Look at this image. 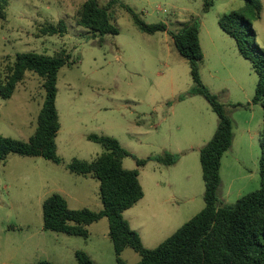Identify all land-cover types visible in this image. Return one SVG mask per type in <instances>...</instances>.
<instances>
[{"label": "rangeland", "instance_id": "rangeland-1", "mask_svg": "<svg viewBox=\"0 0 264 264\" xmlns=\"http://www.w3.org/2000/svg\"><path fill=\"white\" fill-rule=\"evenodd\" d=\"M85 1L9 0L0 18L2 71L19 53L71 55V65L60 70L57 83L61 162L18 154L0 162V264H78L77 251L96 264H117L106 218L88 226V237L43 228V202L54 193L71 210L103 208L99 180L68 169L74 159L93 161L104 152L89 135L112 137L133 155L123 160V167L139 170L144 197L123 216L144 247H158L205 207L199 151L213 138L219 119L205 98L187 95L194 86L190 66L171 36L192 18L200 25L201 80L234 124L233 145L221 161L218 206L234 204L260 188L263 108L253 103L258 76L219 26L220 18L243 7L245 0H115L109 12L118 34L104 36L75 23ZM99 1L107 7L114 0ZM261 2L262 17L253 28L254 41L264 50ZM126 7L147 24L166 23L168 31L142 32ZM61 19L67 25L65 35L40 34L42 27ZM42 83L28 71L10 99L0 96V135L27 141L35 133L44 101ZM165 152L178 155V162L166 166L151 160L137 167L136 159ZM121 259L136 264L141 256L127 248Z\"/></svg>", "mask_w": 264, "mask_h": 264}, {"label": "trees", "instance_id": "trees-1", "mask_svg": "<svg viewBox=\"0 0 264 264\" xmlns=\"http://www.w3.org/2000/svg\"><path fill=\"white\" fill-rule=\"evenodd\" d=\"M114 1L107 7L99 0H86L77 9L75 23L100 36L118 34L109 12ZM9 0H0V18L5 17ZM208 7V5H207ZM137 27L144 33L167 32L164 22L147 24L134 12ZM207 9V8H206ZM263 13L261 0H245L243 7L225 14L219 20L220 28L235 42L241 56L249 60L258 76L253 103L261 104L264 124V50L254 41L253 25ZM67 33L66 22L61 19L56 25L40 29L43 36H63ZM199 21L192 18L182 30L171 33L175 48L188 62L194 83L189 96H202L217 114L219 123L213 138L200 148V163L205 183V207L191 220L182 225L172 236L158 247H144L140 235L134 231L123 214L134 207L143 197L139 170H127L123 160L133 155L121 146L118 140L108 136L89 135L88 140L100 144L104 152L93 161L74 159L68 169L79 176H90L99 180V197L103 208L71 210L66 199L58 193L43 202V228L46 231L69 236L88 237V226L104 218L109 221V236L114 244L117 264H127L121 259L122 252L130 248L140 254L136 264H264V133L261 143L260 188L239 198L234 204L218 206L222 184L220 175L223 155L232 147L235 133L233 120L218 97L203 84L199 64L204 55L199 39ZM71 55L65 51L53 56L35 52L19 53L13 65L4 72L0 69V96L10 99L26 75L31 71L42 79L44 101L37 117V128L29 140H17L0 135V162L10 154L23 157H42L60 163L56 138L60 131L56 107L58 74L71 65ZM183 99V96L180 97ZM243 107L238 104L235 107ZM155 160L166 166L175 165L179 157L165 152L155 158L136 159L138 168ZM78 264H96L83 252L75 253ZM37 264H54L40 261Z\"/></svg>", "mask_w": 264, "mask_h": 264}]
</instances>
